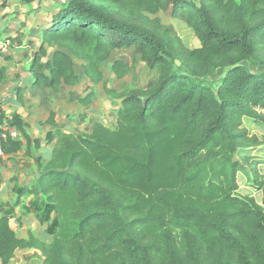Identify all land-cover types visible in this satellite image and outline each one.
<instances>
[{
  "label": "trees",
  "instance_id": "obj_1",
  "mask_svg": "<svg viewBox=\"0 0 264 264\" xmlns=\"http://www.w3.org/2000/svg\"><path fill=\"white\" fill-rule=\"evenodd\" d=\"M42 30L94 83L113 50L133 45L157 77L122 91L104 81L119 100L114 128L94 120L67 132L51 111V156L34 155L39 182L14 186L32 196L27 212L50 221L51 241L18 236L11 208L0 216V262L34 247L42 264H264V181L261 203L236 193V156L262 143L243 124L264 121V0H65ZM45 53L42 44L33 56L35 87L79 83L68 53L56 51L47 72ZM129 69L113 61L118 77ZM0 122L28 154L41 147L20 113L0 107ZM9 145L22 141L8 137L4 153Z\"/></svg>",
  "mask_w": 264,
  "mask_h": 264
},
{
  "label": "rangeland",
  "instance_id": "obj_2",
  "mask_svg": "<svg viewBox=\"0 0 264 264\" xmlns=\"http://www.w3.org/2000/svg\"><path fill=\"white\" fill-rule=\"evenodd\" d=\"M63 2L65 0H10L4 9H0V107H6V111L12 110V103L8 99L20 88H17V77L20 76L23 83L27 81L33 56L44 44L46 53L41 55L44 71L47 72L45 65L55 52L64 50L74 61V69L80 81L76 85L61 83L56 89L37 86L33 92L20 88L23 97L28 95L25 111L30 122L35 125L37 134L43 135L44 128L47 131L53 128L45 122L51 111L55 113L54 121L59 124V128L67 132L89 131L94 120L114 128L119 100L111 98L106 92L104 81L108 87L122 91L145 86L156 79V72L141 59L138 46H124L113 50L110 57L101 64L104 80L100 83L92 82L85 72L82 59L55 42L44 43L42 29L49 24L52 14L58 11ZM125 11L123 8L120 14H125ZM167 14L171 16V9L167 10ZM29 40L32 41L30 45ZM115 59H123L130 67L122 77H118L112 70ZM220 75H213L212 78L219 77L218 83ZM87 97L89 100L83 102L82 99ZM243 125L250 134H256L262 143L258 145L259 148L254 147L249 151L242 149L236 156L240 162L239 189L236 193L242 197H255L261 203L259 185L264 181V121L245 117ZM4 129L9 132L8 126L4 125ZM36 167L39 168L38 165ZM49 224L50 221L47 227Z\"/></svg>",
  "mask_w": 264,
  "mask_h": 264
},
{
  "label": "crops",
  "instance_id": "obj_3",
  "mask_svg": "<svg viewBox=\"0 0 264 264\" xmlns=\"http://www.w3.org/2000/svg\"><path fill=\"white\" fill-rule=\"evenodd\" d=\"M30 75L23 83L21 77H17V88H25L27 92H33L34 86L33 74ZM16 86V85H15ZM17 89L13 92L12 96L8 99L12 103V110L5 112L7 115H12L15 112L20 113L25 120L31 124L30 133L33 137L41 140V147L37 150L33 146H30L31 153L27 151L29 146L26 140L20 135L13 137L22 141V146L15 151L14 145L8 146V152H5L3 156H0V216L4 215L9 209L13 208L11 215V225L17 232L18 236L26 237L30 232L34 233L41 239H45L50 242L51 237L47 234V221L42 223L39 218L33 212H27L25 206L29 203L32 196L24 195L21 199L14 191V186H30L39 182L42 172L41 166L36 167L34 155H42L43 161L51 156V149L47 147V128L43 129L44 134H37L35 125L30 122L27 113L25 111V105L28 102V95L23 97ZM35 92V91H34ZM17 94V95H16ZM28 107V105L26 106ZM47 120V119H46ZM45 120V122H46ZM3 125H6L4 122ZM8 126V125H6ZM9 131L16 130L8 126ZM36 153V154H35ZM43 254L37 248H22L15 251L14 257L7 264H42ZM0 264H3L0 262Z\"/></svg>",
  "mask_w": 264,
  "mask_h": 264
},
{
  "label": "built area",
  "instance_id": "obj_4",
  "mask_svg": "<svg viewBox=\"0 0 264 264\" xmlns=\"http://www.w3.org/2000/svg\"><path fill=\"white\" fill-rule=\"evenodd\" d=\"M19 135L17 130L7 132L4 129V125L0 122V156L4 155V141L7 140L8 137H17Z\"/></svg>",
  "mask_w": 264,
  "mask_h": 264
}]
</instances>
